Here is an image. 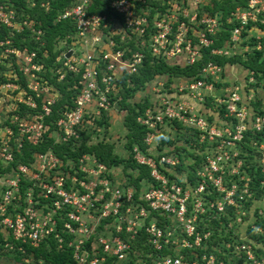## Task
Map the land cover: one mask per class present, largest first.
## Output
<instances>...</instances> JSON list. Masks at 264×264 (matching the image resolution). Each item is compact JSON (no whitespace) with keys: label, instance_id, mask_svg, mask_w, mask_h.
<instances>
[{"label":"built area","instance_id":"2783aa9c","mask_svg":"<svg viewBox=\"0 0 264 264\" xmlns=\"http://www.w3.org/2000/svg\"><path fill=\"white\" fill-rule=\"evenodd\" d=\"M50 1L40 5L47 10ZM93 1L72 0L57 15L74 23V36L54 41L51 52L58 53L51 62L43 31L0 3V228L9 237L2 250L23 253L24 244L36 247L51 238L58 249L71 250L76 264H264V227L258 224L264 214L253 212L256 188L264 190V140L249 137L261 146L257 187L240 155L248 132L263 130L264 113L250 105L253 91L236 72L228 82L229 63L208 60L197 76L167 84L154 80L161 74L150 80L149 103L136 117L145 128L144 147L131 148L148 170L138 193L94 153L73 159L51 147L30 148L44 140L90 144L102 135L100 120H110L122 100V77L138 73L146 55L192 65L224 22L230 36L211 54L261 49L264 0L235 6L225 21L202 10L206 0H101L107 11L89 12ZM24 30L36 49L13 44ZM237 66L248 82L254 79L247 67L229 65ZM63 80L68 95L55 84ZM162 132L182 134L183 142L175 143L188 153L162 145ZM25 145L28 161L16 163L17 154L26 156ZM237 223L244 226L238 232Z\"/></svg>","mask_w":264,"mask_h":264},{"label":"trees","instance_id":"16d2710c","mask_svg":"<svg viewBox=\"0 0 264 264\" xmlns=\"http://www.w3.org/2000/svg\"><path fill=\"white\" fill-rule=\"evenodd\" d=\"M43 0H0V3L5 6L7 9H13L18 18H28L32 19L35 22V27L40 28L43 31L42 39L45 42V47L51 53V58L47 60V62H51L58 51L52 53V44L54 41H59L65 35L70 34V38H68V42L71 41L72 36H74V23L69 21L68 18L56 20L57 15L62 12L66 7L72 4V0H51L49 3V7L47 10L43 8L40 3ZM146 2L155 3L154 0H146ZM247 0H209V4L205 6L206 10L210 14H214L217 12L220 14L222 20L225 21L227 14H229L230 10H232L235 6H244ZM33 3V4H32ZM159 2H157L158 5ZM105 12L107 11L106 6H104V2L101 0H94L92 5L89 8V12ZM231 25L227 23H223V27L213 37V43L209 47H205L203 49V55L200 60L196 61L192 65L187 66H178L171 65L166 63L161 58L151 57L150 55H146L143 59V63L140 66L139 72L136 74H132L129 76H123L121 79V94L122 100L119 101L117 108L125 111L123 116V127L125 128L124 132V143L122 145L123 149L128 153L122 155V153H118L115 148L120 149L119 144H114L113 141H109V137H105V134L96 135L95 139L90 143L86 144L83 141L79 144H75L72 142H68L67 144H59L53 143L51 140H44L39 145L35 147H30L33 150H44L48 147H51L52 150L61 158H65V156L76 158L77 155L83 152H91L94 153L96 158L106 164L108 167H117L121 166L126 175L125 184L133 185L135 187L136 193H138L139 188L141 186V179L148 178V170L145 166L139 165L132 158L131 148L134 144H138L139 147L143 148L142 138L145 133V128L140 125L136 117L138 114L143 112L145 106L148 105V100L144 101H133L131 97L141 89L144 84L150 81L156 74H165L172 80L173 77H189V76H197V72L199 71L203 62L208 60H212L218 62L223 65L224 63H233L238 62L244 67L252 70L258 79L264 77V41L262 43L261 49L253 48L251 51L244 53L234 54V56H222L217 54H211L210 50L215 47H220L223 45V41L228 39L230 36ZM4 30V29H3ZM5 35V33H3ZM13 44L15 46H23L26 45L28 48L32 49L36 47V42L30 38L29 31L24 30L22 34H17L13 38ZM254 43L256 40L253 39ZM36 49V48H35ZM48 76V75H47ZM66 79V78H65ZM69 81L70 78L67 77ZM67 80H63L60 82H55L57 87L62 91L64 95H68L70 93ZM129 80V82H128ZM64 101H60L56 104V108L62 107ZM260 113H264V110H260ZM56 112L53 113L52 118H56ZM51 118V119H52ZM49 121V120H47ZM100 122L105 123L104 131L109 130L110 121L105 116ZM103 131V132H104ZM257 139L259 141L264 140V128L262 131L257 132L255 134H251L248 132V136L245 138L242 143V152L245 150L247 144H250L251 139ZM86 136L84 135L83 138ZM116 141V140H115ZM162 145L164 143L167 144H175V149L178 152L188 153L186 148L181 145V143L176 144L169 140L168 136L161 133V142ZM29 146L25 145L24 152H26V156H20L17 154L16 163L18 161H28V157L30 155ZM121 151V150H118ZM246 170L254 175L255 182L252 184L257 187L258 180L262 179V173L258 171L256 167V162L252 161L251 154L245 156V164ZM183 167L181 163L178 167L180 170ZM133 170L135 175L129 172H126L127 169ZM1 170V167H0ZM123 173V174H124ZM255 173V174H254ZM257 189L256 197H263L264 191L259 186ZM258 224L264 227V217L258 221ZM262 237V236H261ZM9 239L8 236L4 237L3 232L0 228V256L11 257L16 261H21L23 264H76V262L72 259L71 250L69 248L58 249L54 240L46 239L41 242L38 246L32 247L26 244L23 245L24 252H19L16 249L14 250H2V243L4 239ZM225 257V256H224ZM143 258L145 256L143 255ZM25 259L28 261L26 262ZM227 259V257L223 258Z\"/></svg>","mask_w":264,"mask_h":264},{"label":"rangeland","instance_id":"374dc122","mask_svg":"<svg viewBox=\"0 0 264 264\" xmlns=\"http://www.w3.org/2000/svg\"><path fill=\"white\" fill-rule=\"evenodd\" d=\"M206 3L209 4V0H206ZM202 10L207 11L205 8V5H204V8ZM229 65L230 64H228V66L226 67L228 82L231 81L229 74L232 72H236L237 77L239 79V82L241 84H244L246 89L250 88L253 91L252 96H251V100H250V105L258 111L264 110V77L261 79H258V77H256L254 74V79H252V81L248 82L247 80H248L249 75L246 73V71L242 70L243 68L237 66L238 68L235 69V68L229 67ZM158 77L160 79H158ZM154 80L166 82L165 84L172 81L165 74L157 75ZM153 81H151V82H153ZM233 81H235V80L233 79ZM151 82L150 81L146 82L144 84V86L141 89H139L134 94L133 97H131V99L133 101H136V102H138V101L142 102L144 100H148L150 97L151 90H150V88H148V90H146V87ZM248 91H250V90H248ZM124 114H125V111H122V110L119 111L118 108L115 106L113 112L109 115V116H111L110 120H109L110 121L109 130L104 131L103 134H105V137H109V141H113L114 144H117V145L119 144L120 149L115 148L116 151L120 154L122 153V155H125V157H126L128 155V153L122 147V145L124 143L123 137H124V132H125V128L123 127V116H124ZM182 137H183L182 134L179 135L177 132H172L169 135V140H172V142H177V143L179 141L183 142V140L180 139ZM184 141H185L186 145L190 146V144L187 140H184ZM164 144H166V143H164ZM261 144H263L262 149L264 150V143H261ZM118 150H121V151H118ZM260 150H261V146L259 145V143L257 144V142L254 143V142L250 141V144L246 145L245 150L243 152H242V146H241L240 155H242V157H243V159H242L243 162H245V156H248V154H251L252 161L259 164L258 152H260ZM111 168L115 171L114 175L117 176L119 179L123 180L126 177V175L123 171V168L121 166L111 167ZM126 172H129V173H132L135 175V172L133 170H130V168H128ZM254 182H255V180H254ZM258 210H261L262 213L264 214V194H263L262 198H259V199L254 201L253 212H255V214H256V212ZM240 227H244V226H240V223H237L236 226L234 227L237 229L236 232L240 231ZM247 229H248V231L251 230L249 224L247 225ZM0 264H23V263L21 261H16L11 257H6V256L1 255L0 256Z\"/></svg>","mask_w":264,"mask_h":264},{"label":"water","instance_id":"95a60500","mask_svg":"<svg viewBox=\"0 0 264 264\" xmlns=\"http://www.w3.org/2000/svg\"><path fill=\"white\" fill-rule=\"evenodd\" d=\"M69 54H70V52L68 51L67 54H66V56L69 55Z\"/></svg>","mask_w":264,"mask_h":264}]
</instances>
